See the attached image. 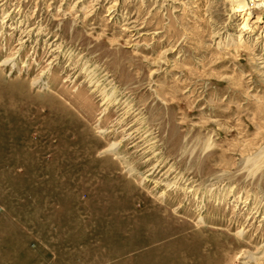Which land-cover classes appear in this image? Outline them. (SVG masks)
I'll return each instance as SVG.
<instances>
[{"label": "rangeland", "instance_id": "374dc122", "mask_svg": "<svg viewBox=\"0 0 264 264\" xmlns=\"http://www.w3.org/2000/svg\"><path fill=\"white\" fill-rule=\"evenodd\" d=\"M233 2L0 0V264H264V0Z\"/></svg>", "mask_w": 264, "mask_h": 264}, {"label": "bare ground", "instance_id": "6f19581e", "mask_svg": "<svg viewBox=\"0 0 264 264\" xmlns=\"http://www.w3.org/2000/svg\"><path fill=\"white\" fill-rule=\"evenodd\" d=\"M233 1H234L233 3L238 6V10L242 11V14H245L244 10H251L253 5H254V0H251V1L250 0H233ZM247 20H248V18H247ZM1 64H2V66H10L11 65L12 67L14 65L12 59H10V58H7V59L3 60ZM95 74H96V72H95ZM95 77H96V75H95ZM94 85L96 86V89H100V86H99L100 85V81L95 82ZM102 93L104 94L103 99L106 102H119V95H117V91H116V89L114 90L113 87L109 88L108 85L104 86L102 88ZM126 101H128V99ZM126 101H124V102H126ZM129 103L130 102H128V104ZM128 104H127V106H128ZM133 108H134L133 105H129L127 107V109L125 110V114L131 112L132 110H134ZM141 123L148 125L146 120H142ZM148 127H149V125H148ZM148 127L145 128V131L143 130L144 132L142 131L143 127L142 128H137V130H136L137 133L133 132L132 134H130L129 137L130 138L133 137L134 142L136 143L135 145H141V143H142L144 146L148 147L147 149H150V148L154 149L156 147L158 141H156L155 140L156 138L154 136H152V132H151V130ZM99 132H105V130L104 129H100ZM117 148H118V143L114 142V143L109 145L107 150H116ZM126 166L129 168L130 171H134V168L132 166H130L128 163L126 164Z\"/></svg>", "mask_w": 264, "mask_h": 264}]
</instances>
